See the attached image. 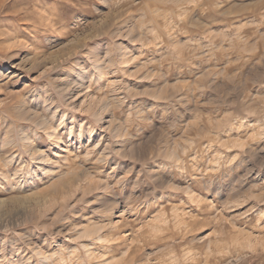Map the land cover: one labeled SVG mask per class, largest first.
<instances>
[{
  "label": "rangeland",
  "instance_id": "obj_1",
  "mask_svg": "<svg viewBox=\"0 0 264 264\" xmlns=\"http://www.w3.org/2000/svg\"><path fill=\"white\" fill-rule=\"evenodd\" d=\"M0 264H264V0H0Z\"/></svg>",
  "mask_w": 264,
  "mask_h": 264
}]
</instances>
